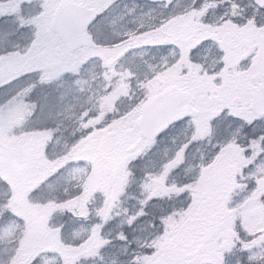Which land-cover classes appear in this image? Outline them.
Returning a JSON list of instances; mask_svg holds the SVG:
<instances>
[{"label": "snow or ice", "instance_id": "6c2138e0", "mask_svg": "<svg viewBox=\"0 0 264 264\" xmlns=\"http://www.w3.org/2000/svg\"><path fill=\"white\" fill-rule=\"evenodd\" d=\"M0 264H264V0H0Z\"/></svg>", "mask_w": 264, "mask_h": 264}]
</instances>
